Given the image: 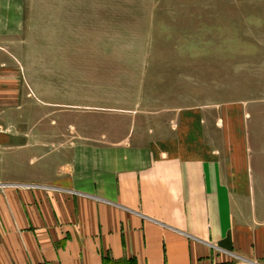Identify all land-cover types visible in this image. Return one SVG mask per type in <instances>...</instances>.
<instances>
[{
  "label": "crops",
  "instance_id": "0c3cea01",
  "mask_svg": "<svg viewBox=\"0 0 264 264\" xmlns=\"http://www.w3.org/2000/svg\"><path fill=\"white\" fill-rule=\"evenodd\" d=\"M10 4L0 0V26ZM1 51L0 120L19 107L18 66ZM256 99L228 104L226 139L205 128L202 108L110 148L49 145L50 126L19 124L12 157L1 147L12 136L0 135V264H264V95Z\"/></svg>",
  "mask_w": 264,
  "mask_h": 264
},
{
  "label": "rangeland",
  "instance_id": "374dc122",
  "mask_svg": "<svg viewBox=\"0 0 264 264\" xmlns=\"http://www.w3.org/2000/svg\"><path fill=\"white\" fill-rule=\"evenodd\" d=\"M10 10L0 50L18 66L19 107L0 120L6 155L20 156L19 124L50 126L49 145L110 148L196 108L226 139L228 104L264 95V0H11Z\"/></svg>",
  "mask_w": 264,
  "mask_h": 264
},
{
  "label": "built area",
  "instance_id": "2783aa9c",
  "mask_svg": "<svg viewBox=\"0 0 264 264\" xmlns=\"http://www.w3.org/2000/svg\"><path fill=\"white\" fill-rule=\"evenodd\" d=\"M5 132V129L3 128V126L0 124V135H2Z\"/></svg>",
  "mask_w": 264,
  "mask_h": 264
}]
</instances>
